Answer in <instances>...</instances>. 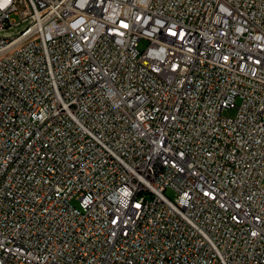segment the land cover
I'll return each mask as SVG.
<instances>
[{"label": "built area", "instance_id": "built-area-1", "mask_svg": "<svg viewBox=\"0 0 264 264\" xmlns=\"http://www.w3.org/2000/svg\"><path fill=\"white\" fill-rule=\"evenodd\" d=\"M0 264H264V0H0Z\"/></svg>", "mask_w": 264, "mask_h": 264}, {"label": "rangeland", "instance_id": "rangeland-1", "mask_svg": "<svg viewBox=\"0 0 264 264\" xmlns=\"http://www.w3.org/2000/svg\"><path fill=\"white\" fill-rule=\"evenodd\" d=\"M15 20H16V18H15ZM16 31H17V28H14L13 30L10 31V33L14 34V33H16ZM146 45H147L146 41H144V40L140 41L139 45H138L139 52H142L145 49ZM228 114L232 115V113H228ZM167 196L172 198L173 194L171 192H167Z\"/></svg>", "mask_w": 264, "mask_h": 264}]
</instances>
